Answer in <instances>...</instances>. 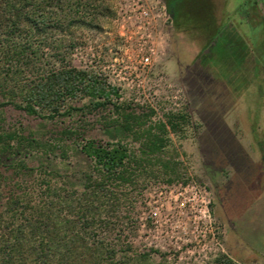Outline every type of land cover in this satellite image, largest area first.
<instances>
[{"label": "rangeland", "instance_id": "374dc122", "mask_svg": "<svg viewBox=\"0 0 264 264\" xmlns=\"http://www.w3.org/2000/svg\"><path fill=\"white\" fill-rule=\"evenodd\" d=\"M105 2L99 28L72 29L66 61L118 87L117 101L141 116L139 133L162 122L170 137L142 152L149 175L122 187L120 225L106 242L148 253L149 264H264V0H206L210 15L197 26L176 25L166 0ZM114 115L111 104L54 118L0 104V133L24 137L0 145V187L81 190L91 162L79 143L111 140L102 118ZM138 135L124 140L141 153Z\"/></svg>", "mask_w": 264, "mask_h": 264}, {"label": "trees", "instance_id": "16d2710c", "mask_svg": "<svg viewBox=\"0 0 264 264\" xmlns=\"http://www.w3.org/2000/svg\"><path fill=\"white\" fill-rule=\"evenodd\" d=\"M166 3L176 25L187 18L197 26L211 12L206 0ZM108 9L105 0H0V104L50 118L108 104L115 114L102 118L113 129L111 140L84 136L79 143L91 162L81 190L49 182L37 193L32 188L18 191L24 186L17 184L0 187V264H149L148 253H138L131 245L108 244L104 234H115L120 225L122 187L130 189L138 175H149L145 173L151 160L142 152L160 151L170 140L169 131L159 122L154 124L156 131L150 127L139 133L135 126L141 124V116L117 101L118 87L66 61L77 44L72 29L99 28L97 22ZM213 31L217 34L218 27ZM172 117L169 127L182 128L183 123ZM72 132L78 134L67 128L61 133ZM129 134L142 138L141 153L124 140ZM7 135L0 133V145L14 148L24 138Z\"/></svg>", "mask_w": 264, "mask_h": 264}, {"label": "built area", "instance_id": "2783aa9c", "mask_svg": "<svg viewBox=\"0 0 264 264\" xmlns=\"http://www.w3.org/2000/svg\"><path fill=\"white\" fill-rule=\"evenodd\" d=\"M144 14H147V12H145ZM143 61H144V63L145 64H148L149 63V56H145V57H143ZM208 202V201H207ZM207 204V203H206ZM205 204V205H206ZM207 206V205H206Z\"/></svg>", "mask_w": 264, "mask_h": 264}, {"label": "water", "instance_id": "95a60500", "mask_svg": "<svg viewBox=\"0 0 264 264\" xmlns=\"http://www.w3.org/2000/svg\"><path fill=\"white\" fill-rule=\"evenodd\" d=\"M171 16H173V14H171Z\"/></svg>", "mask_w": 264, "mask_h": 264}, {"label": "flooded vegetation", "instance_id": "af4514ba", "mask_svg": "<svg viewBox=\"0 0 264 264\" xmlns=\"http://www.w3.org/2000/svg\"><path fill=\"white\" fill-rule=\"evenodd\" d=\"M173 14V13H172ZM174 15V14H173Z\"/></svg>", "mask_w": 264, "mask_h": 264}]
</instances>
